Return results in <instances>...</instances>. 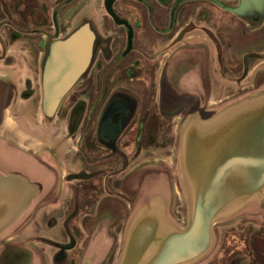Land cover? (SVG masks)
I'll list each match as a JSON object with an SVG mask.
<instances>
[{"label": "flooded vegetation", "instance_id": "af4514ba", "mask_svg": "<svg viewBox=\"0 0 264 264\" xmlns=\"http://www.w3.org/2000/svg\"><path fill=\"white\" fill-rule=\"evenodd\" d=\"M210 5L228 12L226 9L236 5V0H0V38H6L4 41L0 40L1 44L6 47V43L12 44L26 39L35 41V50L43 56L41 77L44 58L53 40L65 38L82 24H87L95 36L92 60L86 72L62 98L57 113L53 115L55 117L59 114L65 98L78 89L79 100L75 97L73 99L70 114L64 118L66 133L60 139V142H72V150L69 152L72 153L71 160L74 161L73 164H69L66 159V162L67 166H72V169L77 164V170L74 173L67 172L60 181V166L56 164L51 150L35 152L34 149L19 147L8 136L0 135V160L10 164L16 163L26 171L22 174H18L19 172L15 170L0 172L1 175L20 176L33 184L28 177L38 171L39 167L49 164L48 166L54 169L52 179L46 178L43 183L41 180L33 181L37 185L34 189L35 196L29 206L16 224L0 233V262L10 257L9 254L14 257L18 255L17 247L10 243L19 229L17 224L27 217L38 199L51 194L52 198L56 197L62 183H66L70 189L68 206L62 212L54 214L55 218L50 215L46 219L52 218L54 222L62 217L60 237L63 238L65 235L67 240L51 241L45 238L41 241L43 245L54 249L52 263L64 264L68 261L67 258L64 262L58 259H62L66 251L74 249L80 240L76 237L79 229L80 232L87 233V241L82 242V247L91 253L90 256L95 254L96 247H105L107 243L109 250L110 245L117 241V235L121 236L122 243L124 230L133 212L143 205L138 203V192L130 198L132 176L135 172L142 175L143 172L154 170L158 173L161 171L167 178L172 172L169 169L164 171L163 168H158L155 158H152L151 162L154 164L151 165L152 167H147L145 162H141L142 164L131 171L129 166L141 150H147L149 144L163 148L164 145L172 147L173 143L176 142L177 146L179 143L178 137L182 125L180 122L175 124L176 139L175 136L167 137L170 127L165 130L166 113L160 103L163 99L161 80L164 77L165 65L170 59V57L166 58L168 49L181 43L184 36L196 30L195 26L203 20ZM106 7L111 10L118 22ZM243 19L245 26L250 28L247 32L243 31L244 35H249L250 41L253 37L250 36V32L257 28L264 31V15L258 20L254 17ZM128 30H130L131 42L128 39ZM204 34L217 48V52L221 44L227 45L221 33L222 41L216 34L205 32ZM183 45L178 49H193V46L183 47ZM250 45L251 42L247 53L244 54L243 63L249 68L257 63L255 61L263 60L260 56L264 55L261 53L264 51L262 46L257 52L251 51ZM185 59L183 57L184 61ZM184 67H181V71H186ZM157 71L160 80L155 83L154 77ZM41 77L38 80L40 89ZM136 82H143L146 85L137 88ZM156 84L159 86L157 89H155ZM260 85V90L263 91L264 78L261 79ZM24 87L25 91L20 97L28 100L34 95L35 86L30 81H26ZM5 94L6 90L0 80V117L5 111L3 104ZM250 95L237 96L226 105L220 104L202 111V119L210 118L232 102ZM156 96H159L157 101ZM53 116L47 118L42 115L47 121H51ZM71 116H73L72 121L76 123L70 122ZM176 116L178 115L175 114L173 117ZM132 141L137 143L138 147H135V152L129 156L126 149ZM177 146L176 154H178ZM62 151L61 148L57 152H60L64 158L68 153L63 154ZM42 185L47 187L43 194ZM119 201L120 205L125 202L124 210L114 206ZM136 201L138 206L129 214L130 204ZM84 202L92 207L90 211L87 210L88 218L79 225L77 216ZM106 213L110 214L108 220L105 218ZM123 218L125 227L121 228L122 223L117 222ZM103 222L106 223L102 224ZM113 225L116 227L114 230L111 227ZM225 225L229 226L228 229ZM219 227H222L221 246L218 247L220 252L217 257L221 264H264V195L260 201H252L242 210L221 221ZM78 236H81V233ZM94 242L95 244H92ZM228 245L230 251L227 249ZM43 261H40L41 264Z\"/></svg>", "mask_w": 264, "mask_h": 264}, {"label": "water", "instance_id": "95a60500", "mask_svg": "<svg viewBox=\"0 0 264 264\" xmlns=\"http://www.w3.org/2000/svg\"><path fill=\"white\" fill-rule=\"evenodd\" d=\"M226 10L258 20L264 15V0H239ZM128 34L131 42L130 30ZM94 41L93 31L82 24L49 44L41 77L43 116L57 113L62 98L86 72ZM180 135L186 226L180 228L168 219L165 199H152L134 211L116 264H193L212 247L211 229L216 222L264 195V90L232 102L210 118L190 115ZM34 189L25 178L0 174V233L20 219L35 196Z\"/></svg>", "mask_w": 264, "mask_h": 264}, {"label": "crops", "instance_id": "0c3cea01", "mask_svg": "<svg viewBox=\"0 0 264 264\" xmlns=\"http://www.w3.org/2000/svg\"><path fill=\"white\" fill-rule=\"evenodd\" d=\"M238 2L239 0L236 1V5H234V7L237 6ZM222 12L223 13L218 12V14L227 20L228 27H232L224 38H230L232 44L227 43V45H224L223 48L221 47L217 52V48L212 45L213 43L208 39L204 32L199 30V28H196V30L184 36L181 43H177L174 46L169 47L166 55V58L175 56V54L181 50L178 48L179 46L181 47L182 44H184L183 47H186L187 45L193 46L191 53L188 55V57L191 58L190 61L192 62L189 63L186 71H182V75H184L186 79L189 78L190 81L187 80L189 84H192L193 86L196 84V89L193 90L195 87H191V91L188 92L189 94H186L185 98L186 100H194V104L196 105L195 107L199 110L202 109V111H207V107H209V109L217 107L220 103L233 100L237 96L255 94L261 91L260 82L258 83L255 81L257 73H259V69L257 68V65L259 64L256 63L250 68L248 66L246 67L243 64L244 54L246 52L234 50V46H237L240 43L242 46H245L248 42L245 41L244 32L242 36H237L234 31L236 28L235 26L240 27L241 24H244V19L230 12H224L223 10ZM203 26L204 25H202V23L198 25V27ZM5 39L6 38H0L1 41H4ZM35 44L36 42L31 39H26L20 42L17 41L12 44L6 43V47H4L0 42V80L3 82L6 90L5 98L3 100L5 111L0 117V135L5 137L8 136L19 147L34 149L35 152L51 150L50 152L53 153L51 155L54 156L53 158L55 159L56 164L60 166V168H58L60 169L59 173L61 181L67 172L74 173L78 167L77 164L74 165L73 169L71 165L67 166V162L69 164H73L74 161L71 160V152L65 155L64 158L60 152H57L60 147V139L55 137L54 134H49L53 121L51 123L42 122L43 113L40 106L42 93L41 95L39 94L40 99H37V106L35 105L33 112H20V117L10 118L12 124H8V119L5 116L8 109L14 110V104L18 103L16 99H19L21 102L27 101L30 106H32L35 95H38V93L35 92L28 100H24L20 97V95L25 91L24 86L26 81H30L32 84L35 77H37L38 80L39 77H41V62L43 56L40 52L35 50ZM183 57V55H180L178 60L179 62H176L177 65H180V62L185 63ZM261 63L264 64V62ZM174 71L175 68L171 70V73ZM202 71L203 73L199 77L198 73ZM155 75L156 76L154 78L156 79V83L160 80L159 72L157 71ZM158 87L159 86L156 84L155 89ZM200 90L202 92L201 94L198 93ZM158 97L159 96H156V101ZM8 102L9 106H7ZM18 104L21 106L20 103ZM161 104L166 113L164 115L165 130L170 127L169 133L167 132V137L174 138L177 133L175 120L179 117V115L169 119L170 116L168 115L167 110V108H169L168 103L166 104L165 102H161ZM14 107L16 109V106ZM26 110H29V108L27 107ZM39 112L42 113L40 116ZM64 118L62 119L63 123L65 122ZM64 133H66V131H64ZM135 147H138V144L132 141L129 148L126 149L129 156L135 152ZM164 147L162 148L160 146H153L149 144L147 150H141V153H139L138 157L129 166V170H134L141 162H145L147 167H152V158H155L154 161L161 160L168 162V157L172 154V147L171 145ZM32 185L35 187L34 183ZM46 189L47 187L43 188L42 185L41 193L43 194ZM58 189L56 197L52 198V194L50 193L51 195H47L46 197L38 200L37 204L32 208L33 210L30 215V219L19 227L16 234L13 235L10 240V243L17 247L18 255L14 257L12 254H9L10 257L6 260H1L0 264H41V260H44L42 264H53L52 262L54 261L55 253L54 249L50 246L43 245L41 241L45 238L48 240L50 239L51 241L67 240L65 235L63 238L60 237V225L63 221L62 217L54 222L52 218H55L54 214L62 212L65 207L68 206L70 189L67 187L66 183H62ZM90 207L92 206L86 202L81 204L80 213L77 216L79 225L84 222V219L88 218ZM50 215H52V218L46 219L48 216L50 217ZM73 223L74 222H72V224ZM63 232H65L64 229ZM79 233H81V236H78ZM79 233H77L76 237H79L80 240L77 239L78 242L74 249L66 251L63 256L64 259H58L63 260L64 262V260H66L65 258H67L68 261L64 264H77L75 263L77 255L80 254L83 244L82 242L86 237V234L80 232V229ZM80 263L81 262L78 264Z\"/></svg>", "mask_w": 264, "mask_h": 264}, {"label": "rangeland", "instance_id": "374dc122", "mask_svg": "<svg viewBox=\"0 0 264 264\" xmlns=\"http://www.w3.org/2000/svg\"><path fill=\"white\" fill-rule=\"evenodd\" d=\"M233 3H235V1H233ZM231 7H234V6L232 5ZM208 9L209 10H207V13H205V15L203 16L204 17L203 20L198 23V25L202 23V25H204V26L198 27V25H196L195 27L197 29L199 28V29L203 30L205 33L216 34L218 36V38L220 39V41H222V39L220 38V33H221V35H223L225 37L227 35V32L230 31L232 29V27H230V26L228 27L227 20L218 14V12L223 13L221 9L215 8L213 5H210V7H208ZM240 26L241 27L235 26L236 28L234 31L236 32L237 36H240V35L242 36L243 31L247 32V30L250 29L247 26H245L244 24H241ZM251 35L253 37L251 38V41H250V39L248 37L249 35L245 34V36H246L245 41H248L246 43V45L242 46V44L240 43L239 45L234 46V48H235L234 50H237V51L240 50V51L247 53L249 42H251V45H250L251 51H257L258 52V50H261V48H263V50H264V31L257 28L254 31L250 32V36ZM259 36L261 37V39H259ZM225 41L229 44H232L230 38H225ZM221 47L223 48L224 45L222 46V44H221ZM190 53H191V50L182 48L177 54H175V56L170 57V61L167 63V65L164 69L163 80H161V89H162V95H163V99L161 100V102L162 103L165 102L166 104L168 103L169 108H167V110H168V115L170 116L169 117L170 119L174 116L173 115L174 113L180 112V114L176 113L177 115H179V117H177V119L175 120V122L176 123L178 122V124L180 122V125H184V123L190 117V115L197 114L201 118L203 115L202 109L199 110V109H197V107H195L196 105L194 104V100H186V98H185L186 94H189L188 92L191 91V87H195V85H196V84H194V86H193L192 84H189V82H187V80L190 81L189 78L186 79L185 76L182 75V71H181L182 66H185L184 69L186 70L187 66H189V63L192 62V61H188V58L191 60V58L188 57V55ZM261 53H264V51ZM180 55H183L186 58L185 61H187V62H185V63L180 62V65H177L176 62H179L178 60H179ZM260 57L263 60H260V62L255 61L259 64V65H257V68L259 69V73H257L256 79H255V81L258 83L261 81V79L264 78V76H263L264 64L261 63V62H264V55H262ZM174 68H175V71L173 73H171V70ZM202 73H203V71L198 73L199 77H200V75H202ZM34 79L35 80L32 84L35 86L34 92H37L38 95H35V99L32 102V106H30V104L27 101L21 102L19 99H16V101L18 103H20L21 106H19V104L16 103V104H14V106H16V109L14 106H13L14 110L10 109L11 110L10 111L8 109L7 113L5 114V116L8 119L7 120L8 124L9 123L12 124V121L10 118L20 117L19 116L20 112H22V113L24 111H27L30 113L33 112L35 105H36V101L38 102V100L40 99V95H41L40 82L38 81L37 77H35ZM145 85L146 84L143 82H136L137 88L138 87H141V88L145 87ZM132 87H134V85H132ZM194 89H196V87L193 88V90ZM192 92L195 93L194 91H192ZM198 93L201 94L202 93L201 90ZM79 96H80V93H78V89L74 90V92L72 94L67 96L65 98L64 103L62 104V107L59 110V114H57L55 117L53 116V118L50 119L51 121L48 120L49 121L48 122L47 120H45L42 117V122L45 121V122L51 123L53 121L52 128H50V130H49L50 131L49 134H54L55 137L62 139V137H63L62 135H63L64 131H66L64 129L65 128L64 126L66 123L65 122L63 123L62 119L67 115L69 116L70 107H71V104L73 102V99L75 97V98H77V100H79L78 99ZM204 102H206V101H204ZM227 102L228 101H225V102H222L220 104L226 105ZM7 106H9V102H8ZM27 107L29 108V110H26ZM31 109H32V111H31ZM207 109H209V107H207ZM40 114H42V113L39 112V116H40ZM76 115H77V113H76ZM74 118L76 120V117H74ZM72 119H73V116L70 117V122L72 121ZM72 122H73V124L76 123L75 121H72ZM181 129H182V126L180 128V133H181ZM180 136L178 137V140L180 139ZM175 139H176V136H175ZM60 143H61V146L58 148V151L61 150V148H62L63 154L69 153V151L72 150V148H71L72 142L71 141H68V143H65V141L64 142L61 141ZM173 145L174 146H172V151H171L172 154L169 155V157H168L169 161L168 162L167 161H161V160L155 161L158 164V165H156L158 168H160V169L163 168L164 171H166V169H169L170 171H172L170 176L167 175V178H166L165 175H163V173H161V171L158 173V171H154V170L148 171V172H143L142 175H140L139 172H135V175L132 176V178H131L132 187L130 190V198H133L134 195H136L135 193L138 192L139 193L138 203H140V204H145V203L151 201L152 199H154L156 197H161V198L165 199V201L167 203L166 213H167L168 219H170V221L175 226H178L180 228H184L186 226V223H187V204H186L185 194L183 193L182 183L180 181L181 179H180V175H179L180 172H179V159H178L179 153L176 154V146H177L176 142L173 143ZM164 146H167V145H164ZM177 148H179V143H178ZM174 154H176V155H174ZM48 165L49 164L43 165V167H39L38 171L34 172L35 175L34 174L30 175L28 177L30 182L34 183V182L41 180L43 183L46 178L48 180L52 179L53 176H51V175L54 174L53 173L54 169H53V167L50 168ZM22 168L23 167H20L16 163L10 164V163H6V162L0 160V172H9V171L15 170L16 172H19L18 174H22L24 171ZM43 170L45 171V173L43 172ZM24 172H26V171H24ZM46 172H48V174H46ZM176 173H177V175H176ZM35 185H37V184H35ZM167 185L169 187H171V191H169V187ZM43 188H46V185H44ZM38 200H37V202H38ZM120 203L121 202L119 201V203L114 205V206H116L117 209H119V210H124V208H126L125 202H123V204H121V205H120ZM136 206H138L137 201H136V203H133V204L131 203L130 204L131 208H129L128 213L131 214L133 209ZM32 210L33 209L31 208L30 209L31 213L29 212L28 213L29 215L27 214V217L25 219H23V221H21L19 224H17V227H21L23 224H25L30 219V215L32 214ZM105 218H107V220L110 219V214L106 213ZM124 220L125 219L123 218L121 220H118V222H117V223H120V222L122 223L121 228L125 227V221ZM105 223L106 222H103L102 224H105ZM219 223L216 222L211 229L212 236H213L212 247H210V250L208 251V253L203 258H201L199 261H196L193 264H221V261L217 257V254L220 252L218 250V247L221 246L220 231H221L222 227H219ZM231 224L232 223H230L229 226H231ZM87 225H88V221H87ZM229 226L225 225V227L227 229ZM111 227H112V230H114V228H116L114 225ZM84 234H87V233H84ZM86 241H87V238L85 237L84 242H86ZM92 244H95V242ZM92 244H91V246H92ZM108 245L109 244L107 243L105 245V247L104 246H101L99 248L96 247L95 254H92L91 256H90L91 253H88L87 251L84 250L83 247H81V252H80V254L77 255V260L75 263L78 264L79 262H83L84 260H87V261H89L88 264H116L118 261V258H119V254H120V246L122 245L121 236L117 235V241L115 243L113 242V244L110 245L109 250H108V248H109ZM227 249L230 251V245H228Z\"/></svg>", "mask_w": 264, "mask_h": 264}]
</instances>
